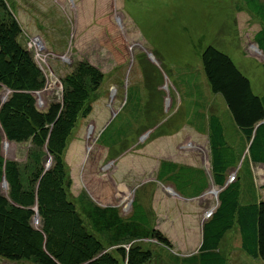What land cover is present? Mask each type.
<instances>
[{"label":"rangeland","instance_id":"rangeland-1","mask_svg":"<svg viewBox=\"0 0 264 264\" xmlns=\"http://www.w3.org/2000/svg\"><path fill=\"white\" fill-rule=\"evenodd\" d=\"M12 1L25 30L22 41L29 40L47 79L45 89L36 94L40 108L52 97L61 99L60 78L80 59L105 75L99 94L91 99L92 112L78 122L65 155L75 202L115 207L128 216L139 198L155 211L150 212L154 229L180 233L178 237L187 231L191 238L185 248L176 245L174 251L156 241L143 242L155 255L150 264H168L170 253H196L219 190L212 180L208 138L194 133L189 122L196 124L203 112L207 116L215 111L224 118L227 111L223 98L210 88L202 54L213 45L229 55L250 79L253 92L263 96L264 55L254 43L260 19L249 13L243 0ZM8 94L4 92L2 100ZM107 127L103 140L125 135L115 147L102 143ZM170 133L178 136L171 138ZM0 146L7 158L24 159L26 147L9 143L1 129ZM164 159L204 170L208 189L200 199L186 201L198 206L192 220L161 219L170 216L168 198L180 201L173 185L158 182V162ZM253 170L264 198V168ZM236 173L230 174L232 180ZM236 244L234 233L223 246L231 253L229 264H264ZM0 264L18 263L0 256Z\"/></svg>","mask_w":264,"mask_h":264},{"label":"trees","instance_id":"trees-1","mask_svg":"<svg viewBox=\"0 0 264 264\" xmlns=\"http://www.w3.org/2000/svg\"><path fill=\"white\" fill-rule=\"evenodd\" d=\"M243 1L261 21L254 43L264 55V0ZM16 7L12 0H0V129L9 143L26 151L23 160H12L0 150V256L18 264H150L155 255L143 242L156 241L168 249L172 244L151 225L150 211L139 199L124 216L115 207L81 200L78 204L70 194L65 155L78 122L92 112L91 99L99 94L104 72L80 59L60 78L61 99L52 97L40 108L36 94L45 89L47 79L29 40L22 41L25 30ZM202 63L212 92L223 98L234 126L223 124L215 111L207 116L203 112L196 121L199 131L207 130L218 204L203 225L198 253L171 255L168 264H229L231 253L223 246L234 233L239 250L264 262V198L252 170L264 167V95H256L250 79L215 46L203 51ZM4 92L9 93L5 102ZM234 127L241 133L237 146ZM107 130L101 134L104 145L115 147L125 138L103 140ZM157 179L187 198L200 197L208 189L204 170L171 161L161 162Z\"/></svg>","mask_w":264,"mask_h":264},{"label":"crops","instance_id":"crops-1","mask_svg":"<svg viewBox=\"0 0 264 264\" xmlns=\"http://www.w3.org/2000/svg\"><path fill=\"white\" fill-rule=\"evenodd\" d=\"M122 108H123V105H122ZM217 114V113H216ZM220 118H221V120L222 121H224L223 122V124H225V122L227 123H229V124H231V125H233L234 126V120H233V118H232V114H231V112L229 111V109H228V107H227V111H225L224 112V118L222 117V116H220L219 114H217ZM111 121V120H110ZM199 125L200 124H195V125H192V126H190L191 127V130L194 132V133H196L197 135H199V136H205V137H207L208 138V134H207V130H206V128H205V131H199L198 129H199ZM225 127V129H226V135H225V139L228 141V143H230V139H229V133H228V131H227V128H226V126H224ZM234 129V131H232V133L234 134L235 133V136H236V146H237V144H239V143H241V133H240V131H238L235 127L233 128ZM230 131V130H229ZM169 137H171V138H174L175 136H178L177 135V133H175V135L174 134H172V133H170L169 135H168ZM208 143H209V138H208ZM232 144V143H231ZM234 148H236V147H234ZM247 155V151L245 152V154H244V156H243V159L245 158V156ZM162 161H171V162H173V163H176V164H178L176 161H174V160H172V159H164V160H161V161H159L158 163V167H157V177H158V171L160 170V166H161V162ZM187 166V165H186ZM188 167H191V168H194V169H200V168H198V167H195V166H192V165H188ZM240 167V166H239ZM253 168H255V166H253L252 167V170H253ZM264 168V167H263ZM254 171V170H253ZM253 175H254V178H255V181H256V177H255V173H253ZM159 182V181H158ZM256 184H257V182H256ZM169 185L171 186V184L169 183ZM171 187H173V186H171ZM173 189H174V187H173ZM175 190V189H174ZM173 192V191H172ZM177 196L180 198V201H178V200H176V199H172V198H168V202H169V206H170V209H169V214H170V216H172V215H175V217H168V218H165V219H163V218H161L162 219V221H166V220H168V222H172V221H176L177 219H179V220H182V221H187L188 219L189 220H192L193 218L192 217H194V216H196V215H193L194 213L193 212H196V211H198V206L195 208L194 207V205H192L191 204V202H186V201H192V200H198V199H200L202 196H200V197H196V198H187V197H185V196H182L181 194H177ZM139 199V198H138ZM140 201V200H139ZM141 202V201H140ZM142 203V202H141ZM182 203H183V205H182ZM143 204V203H142ZM100 206V205H99ZM182 206H184L185 208L183 209V210H180V209H182ZM200 207H203V208H205V204H203V203H200V205H199ZM102 207V206H101ZM103 207H106V206H103ZM145 207H147V209L150 211V212H155V211H151V207H149V206H145ZM152 218H154V217H152ZM187 218V219H186ZM155 219V218H154ZM155 221V220H154ZM173 226V225H172ZM175 230V229H174ZM160 231L164 234V232H165V236L169 239V241L171 242V244H172V248H166V247H164V246H162V245H160L159 243V246H161V247H164V248H166L167 250H171V251H174L175 250V246L177 245H179L181 248H185L186 247V243H188L189 244V239H191L189 236H187L188 235V232L187 231H185V233H183L180 237H178L179 235H180V233H176V232H168V233H166V231L164 230V232L161 230V228H160ZM202 237H203V232H202V236L200 237V240H201V242H200V245H199V249H200V247H201V244H202ZM147 241V240H146ZM147 242H154V243H156L155 241H152V240H148ZM199 249H198V251H199ZM181 250H184V249H181ZM198 251L196 252V253H193V254H191V255H194V254H197L198 253ZM170 255H172V256H174V257H176V256H178V257H180V258H185V257H189V256H191V255H187V256H181L180 254H174V253H170ZM171 256V257H172ZM171 259V258H170ZM169 259V260H170ZM174 259V258H173ZM169 263H170V261H168ZM124 264V263H123ZM174 264H176L175 262H174Z\"/></svg>","mask_w":264,"mask_h":264},{"label":"clouds","instance_id":"clouds-1","mask_svg":"<svg viewBox=\"0 0 264 264\" xmlns=\"http://www.w3.org/2000/svg\"><path fill=\"white\" fill-rule=\"evenodd\" d=\"M7 98H8V96H7ZM7 98H5L3 101H6L7 100ZM5 139H6V137H4ZM8 144V143H7ZM6 157V156H5ZM7 158V157H6ZM7 159H12V160H14L13 158H7ZM230 181H232V179L230 178ZM7 189V188H6ZM133 203V202H132ZM132 206V205H131ZM131 210V209H130ZM36 222H38V219H36Z\"/></svg>","mask_w":264,"mask_h":264},{"label":"water","instance_id":"water-1","mask_svg":"<svg viewBox=\"0 0 264 264\" xmlns=\"http://www.w3.org/2000/svg\"><path fill=\"white\" fill-rule=\"evenodd\" d=\"M3 102H5V101H3ZM4 137H5V135H4ZM228 184H229V182H228ZM5 188H7V184L5 183L4 185H3ZM38 219V218H37Z\"/></svg>","mask_w":264,"mask_h":264},{"label":"built area","instance_id":"built-area-1","mask_svg":"<svg viewBox=\"0 0 264 264\" xmlns=\"http://www.w3.org/2000/svg\"><path fill=\"white\" fill-rule=\"evenodd\" d=\"M28 45H29V47H30V45H31V44H30V43H28Z\"/></svg>","mask_w":264,"mask_h":264},{"label":"bare ground","instance_id":"bare-ground-1","mask_svg":"<svg viewBox=\"0 0 264 264\" xmlns=\"http://www.w3.org/2000/svg\"><path fill=\"white\" fill-rule=\"evenodd\" d=\"M36 47H37V45H36ZM211 215V214H210Z\"/></svg>","mask_w":264,"mask_h":264}]
</instances>
